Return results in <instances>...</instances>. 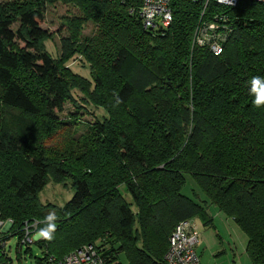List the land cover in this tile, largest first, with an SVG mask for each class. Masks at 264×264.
<instances>
[{
  "label": "trees",
  "instance_id": "obj_1",
  "mask_svg": "<svg viewBox=\"0 0 264 264\" xmlns=\"http://www.w3.org/2000/svg\"><path fill=\"white\" fill-rule=\"evenodd\" d=\"M142 1L0 0V220L11 221L0 229V264L13 235L22 264L20 239L46 229L50 213L53 239L33 242L42 256L25 247L36 264L90 242L107 264L121 253L129 264H163L178 221L215 228L197 192L182 193L186 174L245 233L250 262L264 264V104L251 92L253 77L264 83V3L169 0V25L146 29ZM56 2L74 8L53 57L45 41L54 33L41 22ZM216 13L229 28L218 55L192 44L199 21ZM75 54L88 77L66 65ZM74 92L102 118L81 121ZM66 102L70 121L59 115ZM48 184L73 194L43 201Z\"/></svg>",
  "mask_w": 264,
  "mask_h": 264
},
{
  "label": "rangeland",
  "instance_id": "obj_2",
  "mask_svg": "<svg viewBox=\"0 0 264 264\" xmlns=\"http://www.w3.org/2000/svg\"><path fill=\"white\" fill-rule=\"evenodd\" d=\"M73 8L74 7L72 5H66L61 2H56L54 4L47 5L46 7L44 21L41 22V26L43 28H47L49 31H51V33H54L52 39L45 41L46 49L53 57H58L60 53V49H59L60 34L64 33V31L60 33L58 32V29L63 20L62 17L64 15H69V13L71 14ZM93 27L94 26L92 22L90 21L86 22L84 28L82 29V33L84 35L90 34ZM66 65L70 67V69L73 72H76L80 75H84L87 77L89 75L88 64L78 54H75L73 57H71L66 62ZM73 94L77 102L80 105H82V108H80L76 113V116L80 118L81 121L85 123V121L92 122L95 119L102 118V115L104 113L101 109L93 106L92 104H84L81 100L82 97L81 94L77 92H74ZM74 111H75L74 107L69 102H66L63 107V110L59 113V115L62 117L63 120L70 121L73 118L70 114H74L75 113ZM67 127H69L70 131L72 132L73 129H75V127L76 128L78 127V125L73 126V124L67 123ZM85 128H86L85 125H80L77 128V134L83 132ZM58 138L59 137L56 135L52 138V140L54 142H57ZM185 176H186V184L182 189V193L186 195L191 194L192 197H195L193 191L191 190L195 188L205 198L204 194L199 190L197 184L190 177V175L186 174ZM72 194H73V190L69 189L68 186L63 187L60 184H56V185L48 184L44 188V190L40 193V197L43 201H50L55 204H62L64 201L68 200ZM208 208H209L208 210H210L209 212L211 216L215 215L214 209L218 210V208L212 204H209ZM214 217H216V215ZM191 223L195 227V229H197V225L193 222V220H191ZM9 225L8 224L3 225L2 230L3 231L6 230ZM235 225L238 231H240V233H242L243 236L245 237V242H246L245 233L238 227L236 223ZM4 226L6 227V229H4L5 228ZM211 230L213 231L212 234L199 233L197 231L198 242L195 246V249L199 255L200 264H241L242 261L245 262L247 260L244 256H242L243 253L246 257H248L244 250L245 247L242 246L243 241L242 240L240 241L239 238L235 235V233H229L231 236L227 235V233H223L222 236L220 233H218L216 228H213ZM37 233L39 232L34 233L33 237L37 236ZM16 242H17V237L13 235L7 240L5 244L14 264H18V261L16 259V252H15ZM30 247L32 249L33 256H37V257L42 256V253L40 249L36 246V244L32 243L30 244ZM20 250H21L22 264H36L35 259L33 257H30L28 253L24 252L25 251L24 245L21 247ZM41 264H46V263L44 262ZM120 264H129L123 253L120 254Z\"/></svg>",
  "mask_w": 264,
  "mask_h": 264
},
{
  "label": "built area",
  "instance_id": "obj_3",
  "mask_svg": "<svg viewBox=\"0 0 264 264\" xmlns=\"http://www.w3.org/2000/svg\"><path fill=\"white\" fill-rule=\"evenodd\" d=\"M194 1V0H191ZM209 0L205 1V5ZM225 6H235L239 0H212ZM264 3V0H253ZM137 14L141 20L142 26L146 29L166 28L172 20V11L169 6V0H143ZM203 14V11L201 12ZM224 14H214L211 21H199L197 24L192 44L199 47H206L213 54L218 55L222 52V41L225 34L229 31L225 23ZM10 224V220L1 221L0 229L3 225ZM30 236L24 233L20 239V248L24 245L30 246L35 240L42 237ZM7 242V241H6ZM5 242V244H6ZM198 242V233L193 228L189 219L178 221L168 235V245L163 256V264H200L199 255L195 246ZM102 247L98 243H85L65 254L61 258L50 256V264H107L102 256ZM10 260L1 264H14L9 253Z\"/></svg>",
  "mask_w": 264,
  "mask_h": 264
},
{
  "label": "crops",
  "instance_id": "obj_4",
  "mask_svg": "<svg viewBox=\"0 0 264 264\" xmlns=\"http://www.w3.org/2000/svg\"><path fill=\"white\" fill-rule=\"evenodd\" d=\"M191 190H194V191H197L198 192L197 193L198 194V199H195V200L196 201L199 200L202 203H204L205 204V207H206L205 208L206 209V212L210 215V212H209L210 210H208L209 209L208 208L209 204L205 201L206 199L203 197V195L197 189H195V188H193ZM187 196L192 198L191 194H189ZM214 212H215L216 217H214L215 215L214 216H211L210 215V216L213 219L214 227L217 229L218 233H220L222 236H223V233H227V235H229V236H231L229 233H235V235L239 238V240L240 241L241 240L243 241L242 246L243 247H246L247 236L245 235L246 236V242H245V237L243 236L242 233H240V231H238L237 227H235L236 225H235V222L233 221V219L230 218V217H227L219 209L218 210L214 209ZM189 220H190V222H191V220H193V222L197 225V229H195V227L193 225L192 226L199 233H209V234H212L213 233V231L211 230L212 228L202 226L203 224L201 223V220L198 217H193V218H190ZM4 229H6V227ZM220 230H221V232H220ZM244 250H245V248H244ZM242 256H244L248 261L247 260L245 262L242 261L241 264H252L250 262L249 258L246 257L243 253H242Z\"/></svg>",
  "mask_w": 264,
  "mask_h": 264
},
{
  "label": "clouds",
  "instance_id": "obj_5",
  "mask_svg": "<svg viewBox=\"0 0 264 264\" xmlns=\"http://www.w3.org/2000/svg\"><path fill=\"white\" fill-rule=\"evenodd\" d=\"M262 79L260 77H253L252 78V88L251 92L256 96L254 103L257 106L264 104V83H261ZM49 221L48 227L40 233L44 239L51 241L53 239L52 233L55 231V224L52 221L56 220L55 214H49L47 217Z\"/></svg>",
  "mask_w": 264,
  "mask_h": 264
}]
</instances>
